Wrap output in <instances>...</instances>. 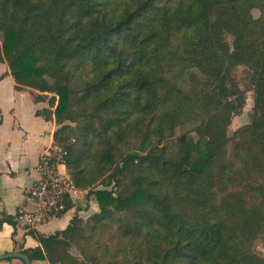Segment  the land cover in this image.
<instances>
[{
	"label": "trees",
	"instance_id": "trees-1",
	"mask_svg": "<svg viewBox=\"0 0 264 264\" xmlns=\"http://www.w3.org/2000/svg\"><path fill=\"white\" fill-rule=\"evenodd\" d=\"M1 63L53 94V145L98 208L29 232L31 264H124L101 243L115 219L131 264H264V0H0ZM240 67L253 105L229 135Z\"/></svg>",
	"mask_w": 264,
	"mask_h": 264
},
{
	"label": "crops",
	"instance_id": "crops-1",
	"mask_svg": "<svg viewBox=\"0 0 264 264\" xmlns=\"http://www.w3.org/2000/svg\"><path fill=\"white\" fill-rule=\"evenodd\" d=\"M17 86L8 68L0 73V255L36 249L39 244L29 232L53 235L64 230L75 213L82 217L97 210L95 200L79 191L71 209L61 216L31 229L21 220L23 212L34 210L26 193L38 178V157L53 145L58 125L53 115L47 119L54 111L49 101L35 100L43 94L23 86L17 89ZM0 264L23 262L13 259ZM32 264L49 263L34 261Z\"/></svg>",
	"mask_w": 264,
	"mask_h": 264
},
{
	"label": "built area",
	"instance_id": "built-area-1",
	"mask_svg": "<svg viewBox=\"0 0 264 264\" xmlns=\"http://www.w3.org/2000/svg\"><path fill=\"white\" fill-rule=\"evenodd\" d=\"M65 149L52 145L38 157L36 165L37 180L27 190V200L34 205V210L25 211L20 217L28 226L34 228L60 216L66 209L67 202L73 201L78 194L66 171Z\"/></svg>",
	"mask_w": 264,
	"mask_h": 264
},
{
	"label": "rangeland",
	"instance_id": "rangeland-1",
	"mask_svg": "<svg viewBox=\"0 0 264 264\" xmlns=\"http://www.w3.org/2000/svg\"><path fill=\"white\" fill-rule=\"evenodd\" d=\"M258 15H259V13L257 11H253V16L255 18L258 17ZM229 42H230V39H229ZM6 70H7V65L5 63H1L0 64V73H2L3 71H6ZM189 76H188V78L192 80L191 77H193V76H190V77ZM195 77L198 78V76H195ZM235 77H236V81L239 84L240 88L242 90L246 91V101H245V106L243 107L241 113L238 116H235L232 118L231 125L229 126V129H228L229 135H231L237 129H239L245 125H248L250 123V113H251V109H252V105H253V102H252L253 101V99H252L253 94H252V91H250L251 89H250V82H249L247 69H244L241 67L238 68L235 72ZM185 78H187V75ZM184 82H186L187 84H189V82L191 83V81H187L186 79H184ZM45 96H47V100H48L49 98H51L53 96V94H46ZM191 128L192 127H190V126H185V127L179 128L176 131V133H177L176 135L178 136L184 132L191 131ZM130 142H133V140L130 139V141H129V139H126L125 143H123L120 146V148L123 150L127 149L126 151L123 152V154L128 151V149H129L128 147H130ZM171 152H174V150H171ZM119 154L120 153H118V155ZM98 188L103 189L102 186H100ZM110 188H107V190L108 189L110 190ZM85 193H86L85 197L88 198L86 191H85ZM89 197L93 198L92 196H89ZM97 212H98V208H97L96 212L93 213L90 211L87 215H83L80 218L83 219V221H86L88 218H90L93 214H95ZM114 222H115L114 228H109L108 230H106L105 236L101 240V243L107 247V251H104V252L107 255L108 259H112L111 255L117 254L118 260H122L124 264H131L133 262L134 254H137V255L141 254L140 249L137 248L135 250V253H134L133 247L135 244L127 241L126 238L124 239V238H120L119 236H115V237L113 236V232L120 233L119 230H120L121 220L115 219ZM113 237H114V239H112ZM254 250L256 251V253L258 255H260L261 257H264V239H261V240H258L257 242H255ZM71 254L72 255L74 254V256H77L80 258L79 254H77L75 251H73V252L71 251Z\"/></svg>",
	"mask_w": 264,
	"mask_h": 264
},
{
	"label": "water",
	"instance_id": "water-1",
	"mask_svg": "<svg viewBox=\"0 0 264 264\" xmlns=\"http://www.w3.org/2000/svg\"><path fill=\"white\" fill-rule=\"evenodd\" d=\"M13 259L20 260L21 262H23V264H31L28 256L23 254L22 252H13L10 254L0 255V261Z\"/></svg>",
	"mask_w": 264,
	"mask_h": 264
}]
</instances>
